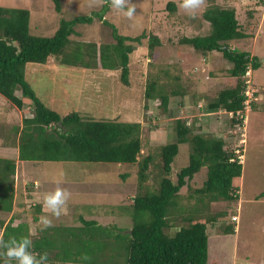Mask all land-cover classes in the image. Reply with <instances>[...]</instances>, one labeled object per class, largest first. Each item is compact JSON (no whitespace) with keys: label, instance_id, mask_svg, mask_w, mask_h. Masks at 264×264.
I'll use <instances>...</instances> for the list:
<instances>
[{"label":"trees","instance_id":"trees-1","mask_svg":"<svg viewBox=\"0 0 264 264\" xmlns=\"http://www.w3.org/2000/svg\"><path fill=\"white\" fill-rule=\"evenodd\" d=\"M260 3L264 4V1ZM53 4L59 12V1L53 0ZM106 5L91 14L71 18L59 16L53 32L41 35L29 31L27 7L0 4V94L18 107L23 106L25 97L32 104L31 114L21 119L17 158L136 164L139 189L127 205L130 225L106 226L94 218L79 214V222L75 224H53V227L42 232L35 225L36 234L33 235L26 222L19 221L14 225L13 217L8 221L1 217L0 231L5 240L10 237H29L33 243V252L48 254V264H214L213 260H209L212 248L207 247L206 223L214 221L217 214L210 215L206 220H192L194 216L182 215L183 212L178 211L176 198L180 195V189L184 186L189 188L190 179L201 167H205V178L199 187L192 189L193 193L207 194L209 201L236 200L238 195L232 180L241 174L237 153L241 152L240 145L243 142L239 140L243 138L239 137L238 143L226 147L223 136L197 130L195 118L187 122L186 118H181L183 116H175L171 125L173 140L156 143L152 151L147 148L142 153L138 120L94 118L75 110L60 114L35 94L25 77V66L28 61L43 63L53 54L63 63L118 68L121 82L127 83L129 53L141 44L143 38L150 64L155 59L167 58L171 65L177 63V57L186 52H192L198 57H207L216 52L226 65L223 72L233 79V83L226 88L214 90L210 97L202 96L206 100L204 108L196 106L192 111L199 113L223 109L232 114L229 116L231 125L241 126L242 120L235 112L243 110L247 85L252 90L249 109L258 110L256 103L252 102L256 91H253L251 85L255 84L246 72L252 73L261 62L255 54L240 50L230 42L251 37V34L238 22L232 7H224L215 0H209L201 11L207 29L194 34L179 32L175 40L170 35L163 40L154 32L141 31L134 35L117 32L115 25L103 18ZM165 7L169 11L176 9L172 0H166ZM246 13L252 16L251 11ZM94 16L108 25L111 41L71 38V34H78L73 27L75 22H89ZM166 68H163V72ZM176 74H179L178 71ZM157 77L147 78L142 95L144 99H158V105L166 113L169 97L183 95L184 90L162 84ZM16 89L20 90L21 95L15 92ZM193 95L195 100L200 98L197 92H193ZM237 132L241 136L239 129L230 131L228 135ZM180 142L188 145L186 163L178 167L173 178L169 162ZM234 149L238 152L235 153ZM13 170L12 158H0L1 213L7 214L12 208ZM120 175L125 178V175ZM148 176H151V182ZM146 181V184L143 183ZM191 194L189 192L188 195ZM259 194L264 195V189ZM34 207L38 210L39 204ZM176 210L182 215H179L178 222L170 217ZM144 212L149 213L148 218H145ZM37 217L35 212L32 213L33 220ZM173 225H177L180 231L169 230ZM223 231L232 233V225L226 226ZM84 254L90 259L82 260ZM0 264L3 262L0 261Z\"/></svg>","mask_w":264,"mask_h":264},{"label":"rangeland","instance_id":"rangeland-1","mask_svg":"<svg viewBox=\"0 0 264 264\" xmlns=\"http://www.w3.org/2000/svg\"><path fill=\"white\" fill-rule=\"evenodd\" d=\"M58 1L59 12L55 10L53 0H0V4L27 7L29 31L41 35L53 32L59 16L71 18L91 14L93 11H99L101 7H89V0ZM172 1L175 2L176 9L169 11L165 7L166 0H129L135 5V13L131 19L106 5L103 18L113 23L121 34L154 32L163 40L169 35L175 40L177 34L182 31L194 34L207 29V22L201 16L204 6L195 16H189L178 7L179 0ZM208 1L206 0V3ZM260 1L262 0H215L224 7H232L238 22L251 34V37L237 39L230 44L255 54L261 62L252 73L246 72L258 87L251 85L253 91H256L252 102L256 103L258 110L249 109L246 112L247 119L241 127L231 125L230 115L223 109L217 113L211 111L196 114V111H192L196 106L204 108L206 100L202 96L210 97L214 90L226 88L233 83V79L223 72L226 65L216 52L207 57H198L192 52H186L177 57V63L170 65V59L160 58L150 64L143 38L141 44L129 53L127 83L121 82L118 68L63 63L53 54L43 63L28 61L25 66V77L35 94L60 114L75 110L94 118L138 120L142 153L147 151V148L152 151L156 143L173 140L171 125L175 116H183L181 118H186L187 122L195 118L197 130L223 136L226 147L238 143L239 137L243 138L241 152H238L241 154V174L232 180L238 195L236 200L209 201L207 194L193 193L192 189L199 187L205 178V167H201L190 179L189 188L184 186L180 189V195L176 198L178 211L183 212L182 215L194 216L192 220H206L210 215L217 214L214 221L206 223L207 247L212 248L209 260H213L214 264H264V195L259 194L264 189V4ZM247 11H251L252 16H248ZM73 27L78 33L70 35L73 39L95 42L112 40L108 25L98 17H92L89 22H75ZM185 51L186 49L182 52ZM164 67H167L165 72ZM156 76L162 84L184 90L183 95L175 94L169 97V109L166 113L162 112L158 99H144L142 95L147 78ZM15 92L21 95L20 90L16 89ZM193 92H197L200 98L195 100ZM24 100L23 106L20 107L23 117L30 115L32 110L31 101L26 97ZM9 103L10 100L0 94V144H3L4 148L13 144L17 131L13 119L16 108L14 106V110L6 105ZM4 114L8 117L2 118ZM238 129L241 136L238 132L228 135L230 131ZM187 151L186 142L177 144V150L169 162L173 178L178 167L186 163ZM135 167V163L112 161H18L12 174L15 181L13 193L14 187H17V205L13 215L18 213L20 220L12 216L13 224L26 222L31 233L38 224L32 219V213L38 212V216L47 215L45 211L43 214L39 211L43 210L42 203L39 202L40 197L33 198L28 193L32 185L31 179L34 177L39 180L43 192L59 186L71 193V199L61 217H50L53 224H75L79 222L77 216L81 214L106 226L114 224L116 227H129L130 215L127 214V205L139 189ZM120 174L125 175V178ZM148 177L151 182V176ZM143 183L146 184L147 181ZM189 192L192 193L191 196L188 195ZM36 203L39 204V210L34 207ZM178 211L170 214L177 222L180 220L179 215L182 216ZM9 214L1 213L6 221L10 218ZM144 216L148 218L149 213L144 212ZM231 225L233 232L225 233L223 229ZM176 227L177 225H173L169 230Z\"/></svg>","mask_w":264,"mask_h":264},{"label":"clouds","instance_id":"clouds-1","mask_svg":"<svg viewBox=\"0 0 264 264\" xmlns=\"http://www.w3.org/2000/svg\"><path fill=\"white\" fill-rule=\"evenodd\" d=\"M107 4L113 11L131 19L135 13V5L131 4L129 0H89V7L102 6ZM206 5V0H179L178 7L187 15L195 16L197 11ZM71 199V193L59 186L51 191L41 194L40 201L43 210L47 215H41L38 218L37 227L39 231H45L53 227V219H59L66 211L68 201ZM173 232H179L180 228L172 229ZM33 235L36 230L33 229ZM32 240L27 237H10L5 240L3 234L0 233V261L3 264H48V254L35 253L32 251ZM82 260H89L90 257L84 254Z\"/></svg>","mask_w":264,"mask_h":264},{"label":"crops","instance_id":"crops-1","mask_svg":"<svg viewBox=\"0 0 264 264\" xmlns=\"http://www.w3.org/2000/svg\"><path fill=\"white\" fill-rule=\"evenodd\" d=\"M196 71V70H195ZM193 72H194V70H193ZM192 72V73H193ZM212 75V74H211ZM208 78V77H207ZM255 87L256 88H258L256 85H255ZM254 87V88H255ZM256 88H255V90H256ZM2 104H5V103H2ZM6 105H8V106H10V108L12 107V109H14V106H15V108H16V113H14L13 112V114H14V116H15V118H13V119H15V122H16V125H17V131L15 132V134H14V137H13V144H10V145H8V147H6V148H4V145L3 144H0V158H4V159H8V158H12L13 160H14V167H15V165L17 164V162L18 161H34V160H29V159H19V158H17V136H18V132H19V129H20V126H21V119L23 118V115H21V111H23L20 107H18V106H16L15 104H13L11 101H10V103L9 104H6ZM11 105H13V106H11ZM258 108V107H257ZM15 110V109H14ZM220 111V109H218V110H216V113L217 112H219ZM195 113V112H194ZM196 114H198V113H196ZM200 114V113H199ZM24 116H28V115H24ZM2 118L3 117H5V118H7L8 117V115L6 114H4L3 116H1ZM223 135V134H222ZM13 174V173H12ZM12 174H11V177H12V179H13V176H12ZM32 181H31V188L28 190V193H30L32 196H33V198H38V197H40L41 198V194L42 193H44L43 192V188L41 187V184H40V182H39V180L37 179V178H34V177H32V179H31ZM14 183H15V181H14ZM14 193H13V201H12V208H11V211L10 212H8V213H10L9 214V216H10V218L13 216V217H15L14 219H16V220H20L19 219V217L18 216H20V215H18V213L16 214V216L15 215H13V211H15V207H16V205H17V187L15 186L14 187ZM37 204V203H36ZM35 205V204H34ZM40 209V207L38 208V210ZM41 209H43L42 207H41ZM39 211H41V213L43 214V212H44V210H39ZM38 213V212H37ZM36 213V214H37ZM38 216V215H37ZM2 217V215H1V212H0V218ZM40 216H38L37 217V219L36 220H34V221H36V222H38V218H39ZM3 218V217H2Z\"/></svg>","mask_w":264,"mask_h":264},{"label":"built area","instance_id":"built-area-1","mask_svg":"<svg viewBox=\"0 0 264 264\" xmlns=\"http://www.w3.org/2000/svg\"><path fill=\"white\" fill-rule=\"evenodd\" d=\"M246 82H248V80H246ZM245 95H246V99L243 101L244 104L243 110L235 112V114L238 115L239 118H241L242 123H244L245 122L244 120H246V112L249 110V101L252 99V90L248 87V85L245 90ZM229 115L231 116L232 114L229 112ZM239 141L243 142L242 140ZM234 152L237 153L238 151L234 149ZM237 157L240 158L241 155L237 153Z\"/></svg>","mask_w":264,"mask_h":264},{"label":"water","instance_id":"water-1","mask_svg":"<svg viewBox=\"0 0 264 264\" xmlns=\"http://www.w3.org/2000/svg\"><path fill=\"white\" fill-rule=\"evenodd\" d=\"M132 198H133V196H132Z\"/></svg>","mask_w":264,"mask_h":264}]
</instances>
